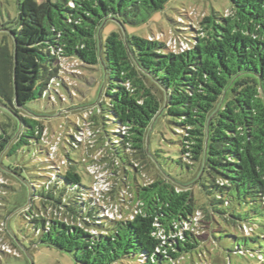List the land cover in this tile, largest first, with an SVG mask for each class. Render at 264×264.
Wrapping results in <instances>:
<instances>
[{
  "label": "trees",
  "instance_id": "16d2710c",
  "mask_svg": "<svg viewBox=\"0 0 264 264\" xmlns=\"http://www.w3.org/2000/svg\"><path fill=\"white\" fill-rule=\"evenodd\" d=\"M168 1L16 0L14 25L0 42V111L10 122H0V244L19 254L0 249V260L26 249L9 228L13 179L27 188L16 212L38 238L32 245L63 250L78 264H182L187 257L197 264L195 256L205 264L209 244L236 241L238 232L245 242L264 241V0H230L224 13L176 21L170 43L126 32ZM111 21L123 30L104 39ZM67 60L103 70L97 101L74 109L106 150L107 190L96 189L88 156L72 157L63 146L57 158L44 116L27 108L40 97L63 101L64 91L74 98L76 87L63 80ZM160 117L170 135L161 133L153 147ZM19 153L21 162L3 163ZM125 190L135 201L131 212L104 204L109 194L118 207ZM263 247L237 242L227 253L264 262Z\"/></svg>",
  "mask_w": 264,
  "mask_h": 264
},
{
  "label": "rangeland",
  "instance_id": "374dc122",
  "mask_svg": "<svg viewBox=\"0 0 264 264\" xmlns=\"http://www.w3.org/2000/svg\"><path fill=\"white\" fill-rule=\"evenodd\" d=\"M231 8L230 0H169L165 5L164 9L154 12L149 20L145 23L139 25L127 24L125 27L126 32L129 35L137 34L140 36L148 37H159L168 43L173 42V32L171 31L174 27V23L177 26L176 21L188 24L191 22L196 23L204 13H210L213 9L224 13ZM17 16V4L16 0H1L0 1V42L6 33H9L11 26L14 25V19ZM192 19L193 21H190ZM178 27H184L183 24H179ZM122 29L121 25L115 21L109 22L103 29L102 34L104 39L112 31H118ZM123 30V29H122ZM181 33V32H180ZM64 68L63 80L68 86L73 85L75 91L74 98H72L68 91L62 93V99L60 97L52 98L53 101H49L46 98H38L30 102L27 106L31 111L36 114L43 115L44 117H39L42 119L45 128L43 135L49 146H56L58 148L57 158L63 156V146H67L72 157H77L81 155L82 157L88 156L91 159V163L94 165L91 169L95 173L99 184L96 185V189H108L109 182L104 179L108 177L104 169L105 160H101L105 154V149L102 148L103 143L98 141V136L94 135L95 128L91 125L84 127V119L79 116L74 106L78 103L81 106L93 104L97 101L99 96V91L102 87L103 82V70L98 65H88L77 61L67 60L62 64ZM78 104V105H79ZM87 119L89 116H85ZM0 122L7 124L10 123L5 114L0 111ZM77 123L78 130L74 128V124ZM153 147L159 145V138L161 133H167L170 135L169 126L165 122V117H160L156 124L155 130L153 131ZM72 135L73 138H70ZM69 142H67V141ZM165 149L168 148V143L161 142ZM55 148V147H54ZM79 150V151H78ZM23 155L19 153L12 157H5L3 163L6 166L11 165V163L22 161ZM1 163V155H0ZM29 164V160H26ZM137 165V163H136ZM173 170H175L172 167ZM142 173L146 180H150L154 176V171L149 165H142ZM175 170L174 172H176ZM27 174V173H26ZM29 176V175H24ZM31 176V175H30ZM118 177V176H117ZM115 177V178H117ZM113 180V179H111ZM85 181L87 179L85 178ZM90 182V179L88 178ZM12 184L18 189L17 192H11L9 195L10 203H8V209L11 211L9 228L12 235H14L21 244L27 249L20 257L14 256H4L0 260V264H78L75 258L55 247H51L45 244L32 245L31 241L37 242L38 238L35 237L31 231H29L25 226V219L22 213L16 212L19 209V205H24V201L27 198V188L23 186L19 180L13 179ZM125 187V186H124ZM111 195L105 194L104 204L108 207H114L116 211L120 214L122 212H131L134 208L135 201L133 199L132 193L129 190L123 191L115 200L118 202V207L114 199L112 200ZM200 225V224H198ZM0 229H2L0 227ZM238 240H228L222 239L219 244H209V251H205V264H264V262L258 261L256 257H251L248 254L241 255L236 253H227L228 248H233L234 245L239 242L250 249L260 248L264 245L262 240L260 243H254L251 238L245 242L243 234ZM27 236V237H26ZM5 241V240H3ZM10 243L0 244V249L7 250L13 254L18 255L19 253ZM264 252V247L261 249ZM28 252V253H27ZM192 258L187 257L182 260V264H191ZM197 264H201L199 258L195 256Z\"/></svg>",
  "mask_w": 264,
  "mask_h": 264
},
{
  "label": "built area",
  "instance_id": "2783aa9c",
  "mask_svg": "<svg viewBox=\"0 0 264 264\" xmlns=\"http://www.w3.org/2000/svg\"><path fill=\"white\" fill-rule=\"evenodd\" d=\"M0 182H3V180L0 178ZM108 214L111 216L112 213L111 212H108Z\"/></svg>",
  "mask_w": 264,
  "mask_h": 264
},
{
  "label": "water",
  "instance_id": "95a60500",
  "mask_svg": "<svg viewBox=\"0 0 264 264\" xmlns=\"http://www.w3.org/2000/svg\"><path fill=\"white\" fill-rule=\"evenodd\" d=\"M99 38H100V41H101V39H102L101 36H100ZM100 46H101V45H100ZM148 145H149V144H148ZM27 253H28V252H27ZM32 264H33V262H32Z\"/></svg>",
  "mask_w": 264,
  "mask_h": 264
}]
</instances>
